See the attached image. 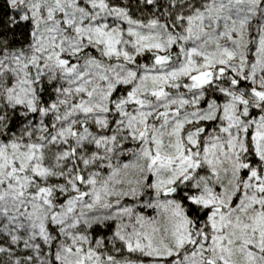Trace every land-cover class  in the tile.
I'll use <instances>...</instances> for the list:
<instances>
[{
    "label": "snow or ice",
    "instance_id": "1",
    "mask_svg": "<svg viewBox=\"0 0 264 264\" xmlns=\"http://www.w3.org/2000/svg\"><path fill=\"white\" fill-rule=\"evenodd\" d=\"M0 264H264V0H0Z\"/></svg>",
    "mask_w": 264,
    "mask_h": 264
}]
</instances>
